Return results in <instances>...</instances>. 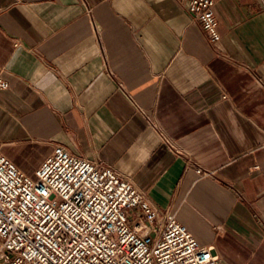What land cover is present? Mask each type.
Wrapping results in <instances>:
<instances>
[{
	"label": "crops",
	"instance_id": "0c3cea01",
	"mask_svg": "<svg viewBox=\"0 0 264 264\" xmlns=\"http://www.w3.org/2000/svg\"><path fill=\"white\" fill-rule=\"evenodd\" d=\"M86 1L97 31L81 0H0V152L100 162L221 264H264V0H219L216 48L178 0Z\"/></svg>",
	"mask_w": 264,
	"mask_h": 264
},
{
	"label": "built area",
	"instance_id": "2783aa9c",
	"mask_svg": "<svg viewBox=\"0 0 264 264\" xmlns=\"http://www.w3.org/2000/svg\"><path fill=\"white\" fill-rule=\"evenodd\" d=\"M219 0H178L216 48ZM97 31L93 8L81 0ZM112 74V72H111ZM124 90L123 84L119 85ZM8 84L0 80V89ZM150 124L156 128L149 119ZM163 143L174 146L163 135ZM179 154V152H177ZM200 178L214 175L188 162ZM0 264H221L176 215L152 205L113 168L56 147L25 175L0 152Z\"/></svg>",
	"mask_w": 264,
	"mask_h": 264
}]
</instances>
